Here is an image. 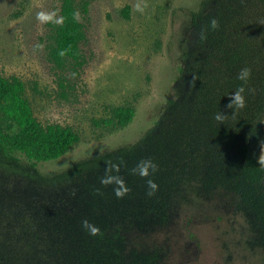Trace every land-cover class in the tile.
<instances>
[{"label":"rangeland","instance_id":"374dc122","mask_svg":"<svg viewBox=\"0 0 264 264\" xmlns=\"http://www.w3.org/2000/svg\"><path fill=\"white\" fill-rule=\"evenodd\" d=\"M201 2L94 0L83 20V66L62 74L48 55L60 0H0V76L24 82L42 125L70 127L80 136L66 155L35 170L0 163V264H48L32 234L49 222L65 224L86 202L99 201L108 187L99 182L106 163L123 161L119 149L154 137L193 45L190 13ZM127 6L129 19L122 15ZM39 13L51 18L41 21ZM125 106L135 112L127 127L98 125L112 108ZM235 204L223 192L182 194L165 224L123 223L125 252H160L163 264H264V248Z\"/></svg>","mask_w":264,"mask_h":264},{"label":"trees","instance_id":"16d2710c","mask_svg":"<svg viewBox=\"0 0 264 264\" xmlns=\"http://www.w3.org/2000/svg\"><path fill=\"white\" fill-rule=\"evenodd\" d=\"M94 0H60L58 20L50 24L49 60L65 73H79L87 39L84 19ZM130 18V7L122 11ZM212 18L218 29L206 32ZM260 18L261 22L256 19ZM195 31L192 47L183 55L175 96L168 99L156 124V134L145 143L118 150L123 157L119 175L131 189L118 199L113 186L97 202H86L81 212L64 223L49 222L33 233V243L48 264H163L160 252L126 250L121 234L125 222L140 229L165 224L176 197L202 191L223 192L235 199L251 230L264 248V169L256 157L264 142V0H202L190 13ZM63 51L64 55H60ZM247 66V79H234ZM66 79H61L64 86ZM241 83L244 103L239 109L226 106L231 86ZM225 114L224 122L214 114ZM132 107L110 110L98 125L109 130L127 127L134 118ZM80 141L70 127L44 126L35 117L19 78L0 76V163L25 165L56 161ZM145 158L158 169L153 179L159 185L147 195L145 180L131 169ZM87 219L99 226L103 236H90L81 227Z\"/></svg>","mask_w":264,"mask_h":264},{"label":"clouds","instance_id":"9594fccd","mask_svg":"<svg viewBox=\"0 0 264 264\" xmlns=\"http://www.w3.org/2000/svg\"><path fill=\"white\" fill-rule=\"evenodd\" d=\"M137 11H143L139 4L137 5ZM50 18V16L45 15L44 13L38 14V19H40L41 21H46ZM256 21L261 22L260 18H257ZM59 22L60 21L58 20L57 23ZM218 27V20L216 18H212L209 24L206 26L205 30L201 31L200 33L201 41L206 39L207 31H214L218 29ZM60 55H64V52L61 51ZM247 76L248 68L247 66H242L236 71L234 79L243 83L247 79ZM241 83H237L231 86L232 91L230 93H226L225 91V94L228 96L226 104L228 108L235 110L242 107L244 103L242 93L247 92L248 88L245 86L242 89ZM213 118L217 122H224L225 114L221 111H218L214 114ZM256 162L260 169H264V142H261L260 153L256 157ZM106 164L107 168L105 169V174L99 180L100 184L104 186H113L112 190L115 197L118 199L124 198L130 193L131 189L128 187L123 177L119 175L123 161H120L119 163L108 162ZM157 169L158 165L153 159L145 158L141 159L136 164V166L130 170L132 174L137 175L145 180V184L147 186V195L149 197L155 195L156 192L159 190V185L152 178L153 175L156 173ZM97 192H99V189H97ZM81 227L90 236H103L101 228L87 219L81 221Z\"/></svg>","mask_w":264,"mask_h":264}]
</instances>
